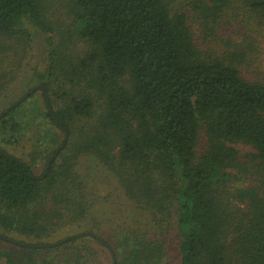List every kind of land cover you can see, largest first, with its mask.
I'll return each instance as SVG.
<instances>
[{
    "label": "trees",
    "instance_id": "obj_1",
    "mask_svg": "<svg viewBox=\"0 0 264 264\" xmlns=\"http://www.w3.org/2000/svg\"><path fill=\"white\" fill-rule=\"evenodd\" d=\"M183 4L0 0V99L28 54V22L46 37L32 72L42 115L62 134H44L30 161L0 154V264H163L171 232L174 264H264V0ZM20 106L0 118L5 144L25 123ZM82 159L146 222L105 224Z\"/></svg>",
    "mask_w": 264,
    "mask_h": 264
},
{
    "label": "rangeland",
    "instance_id": "obj_2",
    "mask_svg": "<svg viewBox=\"0 0 264 264\" xmlns=\"http://www.w3.org/2000/svg\"><path fill=\"white\" fill-rule=\"evenodd\" d=\"M183 2L184 0H171V6L174 9L183 10L185 9V4H183ZM25 25L31 32L32 41L30 48L26 59L22 64L18 77L10 84L6 94L0 99V109L6 107L12 100L18 97L21 98V96H23L27 91L35 87L37 85L35 84L36 78L32 76V72L34 68H36L37 71L42 72L46 65L47 48L45 35L28 22ZM193 28L195 33L198 34L196 25H193ZM258 49L257 62L259 63L260 68L263 69L261 65L263 62L262 60H264V36L259 39ZM20 104L21 106L18 111V118L22 119L25 123L22 124V127L16 135L17 143L12 145L1 142L2 137L5 135L2 131H0V146L3 147L4 151L7 153L13 154L20 159L30 161L34 149L41 146L39 140L44 134L52 132L57 134L59 138H62V134L55 128H50L46 123V119L42 115L45 111V104L40 91H35L31 97L24 99V102H20ZM49 144L50 143L46 141L42 146L47 148V151H50L49 148H51V145ZM234 147L242 154H246L251 151L250 147L244 146L240 143L234 145ZM42 168L43 163L38 161L33 164L32 169L35 174H38ZM78 169L79 172L86 177L89 185L96 191V195L101 198L104 197V199L98 200L99 202L94 207V212L100 215L105 224L108 225L110 220L111 225H114L116 221L131 222L133 220H139L142 223L146 222L142 212L136 210L132 206V203L123 195L118 194L119 190L116 188L114 180L99 163L93 159H82L78 164ZM69 229H63V231L59 232L53 240L66 236L70 231ZM1 232L2 231L0 230V233ZM7 236L18 242H30L29 239L15 234L7 233ZM174 236V232H171L168 239L170 260L166 262L164 261L163 264H174L177 259V253L174 246Z\"/></svg>",
    "mask_w": 264,
    "mask_h": 264
},
{
    "label": "water",
    "instance_id": "obj_3",
    "mask_svg": "<svg viewBox=\"0 0 264 264\" xmlns=\"http://www.w3.org/2000/svg\"><path fill=\"white\" fill-rule=\"evenodd\" d=\"M42 88H43V85L42 84H37L35 87H33L32 89H30L29 91H27L23 96H21V98L19 99V100H17V101H15L12 105H10L9 107H7V108H5L4 110H2L1 112H0V118H2L9 110H11V109H14L20 102H22L25 98H27L30 94H32L35 90H38V89H40V90H42ZM45 101H46V106H47V110H48V113L50 114V116L52 117V118H54V115H53V113H52V111H51V108H50V105H49V103H48V99H47V96L45 95ZM64 145V141L61 143V145L54 151V153L51 155V157H50V159H49V161H48V163H47V168L49 167V165H50V163H51V161L54 159V157L56 156V154L58 153V151L62 148V146ZM0 154H3V155H5V156H7V157H10V158H13V159H15V160H18L17 158H15V157H13L12 155H10L9 153H7V152H4V151H2V150H0ZM22 163V162H21ZM27 168V167H26ZM28 171L30 172V170L28 169ZM31 174V173H30ZM31 176H32V174H31ZM0 237H4V236H2V235H0ZM70 238H72V237H70ZM10 241H12L11 239H9ZM63 241H65V240H61L60 242H63ZM59 242V243H60ZM21 244V243H20ZM22 246H26L27 244H21ZM33 247H37V245H33ZM42 247H44V245L42 246Z\"/></svg>",
    "mask_w": 264,
    "mask_h": 264
},
{
    "label": "flooded vegetation",
    "instance_id": "obj_4",
    "mask_svg": "<svg viewBox=\"0 0 264 264\" xmlns=\"http://www.w3.org/2000/svg\"><path fill=\"white\" fill-rule=\"evenodd\" d=\"M46 169H47V167H46Z\"/></svg>",
    "mask_w": 264,
    "mask_h": 264
}]
</instances>
